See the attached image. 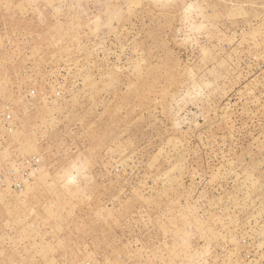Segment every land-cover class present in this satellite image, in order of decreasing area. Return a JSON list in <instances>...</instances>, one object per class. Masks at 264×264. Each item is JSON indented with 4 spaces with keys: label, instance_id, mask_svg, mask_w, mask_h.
<instances>
[{
    "label": "rangeland",
    "instance_id": "rangeland-1",
    "mask_svg": "<svg viewBox=\"0 0 264 264\" xmlns=\"http://www.w3.org/2000/svg\"><path fill=\"white\" fill-rule=\"evenodd\" d=\"M0 264H264V0H0Z\"/></svg>",
    "mask_w": 264,
    "mask_h": 264
}]
</instances>
